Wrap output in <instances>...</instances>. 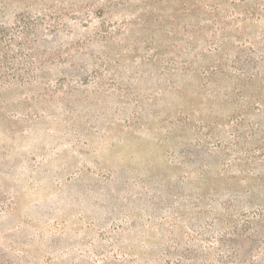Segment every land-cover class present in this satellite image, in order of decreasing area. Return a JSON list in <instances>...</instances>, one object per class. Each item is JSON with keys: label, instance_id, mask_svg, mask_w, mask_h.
<instances>
[{"label": "rangeland", "instance_id": "rangeland-1", "mask_svg": "<svg viewBox=\"0 0 264 264\" xmlns=\"http://www.w3.org/2000/svg\"><path fill=\"white\" fill-rule=\"evenodd\" d=\"M17 25L0 264H264V0H0Z\"/></svg>", "mask_w": 264, "mask_h": 264}, {"label": "trees", "instance_id": "trees-1", "mask_svg": "<svg viewBox=\"0 0 264 264\" xmlns=\"http://www.w3.org/2000/svg\"><path fill=\"white\" fill-rule=\"evenodd\" d=\"M24 28L25 27L22 25H17L12 29L11 27H0V71H5L6 67H9V65H7L8 61H10L11 58L16 57V55L13 54L11 57L9 55L11 54L12 44L18 45V49H21L26 45L27 36L25 35L26 29L24 30ZM12 31L15 32L11 33ZM16 39L19 40L18 43L15 41Z\"/></svg>", "mask_w": 264, "mask_h": 264}]
</instances>
